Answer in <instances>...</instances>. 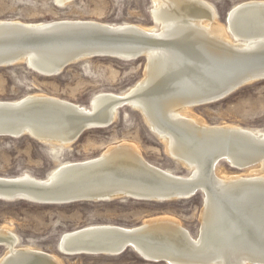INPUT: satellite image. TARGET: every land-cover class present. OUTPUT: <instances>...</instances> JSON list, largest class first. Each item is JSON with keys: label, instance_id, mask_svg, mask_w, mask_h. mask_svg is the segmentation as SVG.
<instances>
[{"label": "bare ground", "instance_id": "6f19581e", "mask_svg": "<svg viewBox=\"0 0 264 264\" xmlns=\"http://www.w3.org/2000/svg\"><path fill=\"white\" fill-rule=\"evenodd\" d=\"M67 1L69 0H57L61 5ZM151 14L153 20L160 24L157 30L154 26L111 24L80 19L31 23L0 20V24L11 23L42 28L66 21L104 24L114 28L137 30L138 32L134 31V34H141L142 31L161 40L153 48H147L144 76L140 80L122 93L94 94L89 107L43 93L28 94L16 100H0V104L19 106L25 117L0 116V133L13 135L9 137L30 135L41 143L63 148L70 146L79 138L78 136L75 139L74 134L81 125V120L75 116L80 113H74L72 110L90 115L95 120L91 121L94 123L93 126L101 125L104 117L115 118L117 107L121 106L125 98L126 105L137 108L149 128L162 139L166 153L182 164L188 173L176 174L171 169L152 165L143 159L134 145L119 142L105 148L95 157L60 162L43 178L22 173L16 176H0V180L17 179L38 183L50 178L45 182H48L52 189L61 187L67 189V186L88 183V188L102 191L101 198L114 200L123 194L138 196L139 194L135 192L140 190L135 186L138 184L147 188L152 186L158 190L160 184L154 185L152 181L163 180L164 175L150 170L155 169L177 180L173 189L152 196L159 198V202L191 199L197 195L194 191L199 189L202 195L200 225L197 234L193 236L178 219L165 215L153 216L139 224L144 225L149 234L139 237L140 246L136 243L131 244L132 251L139 253L143 258L155 260L154 263L159 261L165 264H264V221L260 219V223L251 222L244 215V207L248 206L245 211H250L254 203H260L259 198L264 194V152L255 157L252 164L245 166L252 158H248L250 154L246 153L240 158L242 160L236 159L225 147L235 148L236 145L224 144L230 138L237 140L238 133L234 132H241L255 137L258 144L264 145V129L247 128L232 123L208 124L193 114L192 109L197 105L188 100V97L200 94L198 80L200 81L201 75H204L203 67H198L188 60L180 61L183 56L180 57L182 47L186 50L188 47L201 49V46H205L211 48L212 52L225 51L229 55L231 53L264 55V0H246L235 4L227 12L225 24L218 22L214 7L204 0H153ZM113 53L123 58L128 57L126 52ZM28 55L29 63L36 67L32 58L34 54ZM37 58L41 59L40 55ZM194 80L197 81L196 84ZM195 85L196 88L193 87ZM50 105L53 108L48 107ZM105 155L112 157L107 160L103 157ZM100 158H105V161ZM98 160H101V163L96 164L94 170L88 173H70L71 167L89 162L95 164ZM220 162H227L232 168L236 165L242 169L238 172L221 173L218 169ZM254 164L258 165L253 166ZM66 169L67 171H64ZM207 169L210 170L214 181L207 176ZM170 184L171 181L169 186ZM209 185L213 186L212 189ZM104 187H110V190L104 193ZM182 187L184 190H181ZM33 199L35 200L26 201L38 204L47 198L35 195ZM139 225L127 227L115 224H89L66 231L60 237L64 243L68 235L73 234L78 238L80 233L76 231L80 230L94 233L101 228H110L128 232ZM91 239L97 241L98 237L94 236ZM127 241L128 239L117 237H113L111 241L106 240L110 246L107 250L115 253ZM0 243L4 244L0 264H62L55 254L20 245L18 236L5 225L0 226ZM63 243L60 242L63 251H72ZM150 243L152 249L151 253H148ZM76 244L83 243L77 240ZM81 249L83 247L78 246L77 250Z\"/></svg>", "mask_w": 264, "mask_h": 264}, {"label": "rangeland", "instance_id": "374dc122", "mask_svg": "<svg viewBox=\"0 0 264 264\" xmlns=\"http://www.w3.org/2000/svg\"><path fill=\"white\" fill-rule=\"evenodd\" d=\"M204 1L214 7L218 22L225 24L231 7L246 0ZM152 7L153 0H69L62 5L57 0H0V20L31 23L80 19L154 26L157 30L160 24L152 18ZM145 66L144 57L130 61L95 57L72 64L61 74L50 77L31 71L23 63L4 66L0 67V100L43 93L89 107L91 97L98 92L122 93L132 87L144 76ZM117 110L109 126L88 129L63 148L41 143L30 135L0 136V176L29 173L43 178L60 162L95 157L119 142L134 145L152 165L171 169L176 174L188 173L166 153L164 142L149 128L137 108L128 104ZM192 113L208 124L232 123L264 129V80L247 84L220 101L195 106ZM218 169L221 173L238 172L227 162H220ZM200 194L187 200L165 202L115 199L67 205L0 200V226L10 228L18 236L20 245L55 254L62 264H144L132 250L116 256H64L57 253L56 246L62 233L89 224L131 227L159 215L178 219L195 236L200 225ZM3 251L0 247V256Z\"/></svg>", "mask_w": 264, "mask_h": 264}, {"label": "water", "instance_id": "95a60500", "mask_svg": "<svg viewBox=\"0 0 264 264\" xmlns=\"http://www.w3.org/2000/svg\"><path fill=\"white\" fill-rule=\"evenodd\" d=\"M134 31L137 30L133 29V31H131L128 28H114L104 24L76 23L67 21L56 22L46 26L45 28L40 26H23L11 23H3L0 24V67H4V65L11 66L17 64L18 62H23V64L31 71H34L41 76L50 77L61 74L65 68L72 64L95 57H114L128 61L136 60L140 57H144L146 59L147 48H153V46L155 44H159L161 40L142 31H140L141 34H134ZM201 47V49H198L197 47H188L186 50H184L182 47L180 54V57L183 55L180 58V61L186 62L185 60H188V62L198 67H203L202 74L204 75H201L200 81L198 80V75L196 74V80H198V85H200V94L198 93V95H195L196 97L192 96L191 98L186 95L188 100L196 103L195 105L200 106L220 101L250 82L253 83L257 80H264L263 54L257 55V53H254L251 55H244L239 53H231V55H229V53L225 51L223 53H218L215 51L212 52L211 48L209 49L205 46ZM113 51L126 52L128 57L123 58L117 56L113 53ZM28 54H34V56L32 55V58L36 67L29 63ZM35 54L37 56L40 55L41 59H38ZM196 82L197 81L194 80V84H196ZM193 87L196 88L197 86L195 85ZM125 100L127 99L124 98L122 100L121 106L126 105V102H124ZM31 102L33 101H30V103ZM28 104L29 102H27V105ZM121 106H118L117 109ZM48 107L53 108L51 105ZM72 111L74 113H80L79 115L76 114L75 116L81 120V125L74 134L75 139L80 136L81 133L86 131V129L107 127L114 120V117L112 116L104 117L101 125L93 126L94 123L91 121L95 122V120L92 119L90 115L78 110ZM0 116H18L25 118L24 112L21 111L19 106H14V104H0ZM234 133H238L237 136L235 135L238 139L231 140L230 138L226 140V143L224 144H233L236 145V147H225L229 149L231 156L235 157L236 159L243 158L246 153L247 155L250 154L248 155V158H252L249 159L250 162L245 164V166L252 164L254 158L260 156L262 152H264V145L258 144L255 140L256 138L249 134L241 132ZM0 136L13 135L9 133H0ZM103 157H106L107 160H110L112 156L105 155ZM100 159H104L105 161V158ZM101 160H98V162L95 164L89 162L71 167L69 168L70 173H88L90 170H94L96 164H100ZM233 169L240 170L242 167H236L235 165ZM150 170H153L154 173L164 175L163 180L160 179L152 181L154 185L160 184L158 190L152 186L147 188L143 187L141 184H138L135 185L140 189L135 191L139 194L138 196L123 194L117 199H132L147 202L160 201L158 200L159 198H153L155 196L154 194H164V192L168 189H173L175 187L174 185L177 181L175 178L173 179L171 176H166L155 169L150 168ZM64 171H67V169ZM207 172V176L210 177L211 181H214L210 170L207 169L206 173ZM49 179L50 178H47L45 181H49ZM45 181L36 183L28 180L19 181L17 179L0 180V200L9 202L35 200L33 199V196L35 195L47 198L42 201L36 200L40 201L38 204L42 205H67L76 202H104L111 200V198H101L102 196H100V193L102 191H99L97 188H88V183L80 186H67V189H65V187L54 188L57 189L55 191L51 188V186H49L48 182ZM170 181L172 184L169 186ZM209 186L212 189L213 186ZM183 188L184 187H182L181 190H184ZM104 190V193L108 192L110 187H104ZM196 193H199V189L194 191V194ZM211 193L214 194L213 191ZM94 195H96L95 197L99 198H80L91 197ZM259 200L260 203H254L251 206L252 209L250 211H245L248 206L244 207V215H246V217L249 218L251 222L255 221L260 223V219H263L264 221V194L261 195ZM145 229L146 228L144 225H139L135 229H132L128 232L110 228H101L99 230L101 232L96 230L94 233H90L89 230H80L79 232L76 231L77 233H80L78 238H76L73 234L68 235L66 236L67 238L64 243L60 237L56 246V250L57 253L64 256H116L128 250H132L131 244L133 243H136L138 246H140L138 243V239H140L139 237H142V235H145L146 233L149 234V230ZM94 236L98 237L97 241H93L91 239V237ZM113 237H117V239H128V241L123 246L119 247L115 253L107 250L110 246H108L106 243V240L111 241ZM77 240L83 244H76ZM70 241L72 242L71 245ZM60 242L67 245V247L69 246L70 250L72 251H63L60 248ZM78 246L83 247V249L77 250ZM0 247H4V244L0 243ZM151 249L152 245L150 243L148 253H151ZM135 253L140 256L139 253ZM141 260L144 262V264L155 262V260L153 261L147 257H141ZM160 261H163V259H160Z\"/></svg>", "mask_w": 264, "mask_h": 264}]
</instances>
